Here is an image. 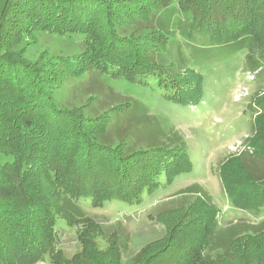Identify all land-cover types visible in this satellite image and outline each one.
Wrapping results in <instances>:
<instances>
[{"label":"trees","instance_id":"1","mask_svg":"<svg viewBox=\"0 0 264 264\" xmlns=\"http://www.w3.org/2000/svg\"><path fill=\"white\" fill-rule=\"evenodd\" d=\"M182 1L178 8L183 10L185 5L191 10L186 37L194 54L196 44L235 47L249 37L264 61V0ZM170 3L165 0L159 8ZM150 6L146 0H0V264H37L46 255L50 264H122L114 242L99 249L92 232L83 226L76 230L81 250L65 257L56 247V220L70 227L80 222L92 226L88 217H82L79 202L83 199L93 209L112 200L138 205L144 194L159 187L161 178L168 185L190 170L185 151L181 145H171L172 139L136 148L125 141L126 135L108 139L103 128L112 127L111 113L108 118L84 117L74 109L58 107L54 88L63 82L62 66L50 69L10 57L1 49L33 27L81 34L85 43L93 33L100 42L102 59H95L99 69L110 68L111 77L153 83L165 92L167 102L196 107L202 91L195 81L170 73L156 61L154 45L144 34L151 31L157 12L148 13ZM198 37L204 42H197ZM217 52L206 53V59L222 54ZM69 61L75 64L70 58L65 62ZM257 104L264 106V99ZM253 123L248 139L252 153L226 159L220 166L227 198L241 210H264V116L254 117ZM188 211L196 214L191 222L178 230L170 225L153 249L128 264H234L222 263L226 258L222 262L200 259L215 228V206L200 196L185 215ZM257 234L264 237V229ZM241 235L231 232L222 243L232 255L244 257L240 264H264V251L255 255L258 259L253 257L254 251H245L239 244Z\"/></svg>","mask_w":264,"mask_h":264},{"label":"rangeland","instance_id":"2","mask_svg":"<svg viewBox=\"0 0 264 264\" xmlns=\"http://www.w3.org/2000/svg\"><path fill=\"white\" fill-rule=\"evenodd\" d=\"M182 2L171 0L170 5L159 8L165 0H146L153 9L148 13L157 12L151 31L144 34L154 45L157 62L170 73L195 81L200 88L202 99L196 107L167 102L165 92L153 83L144 85L119 75L111 77L110 68L99 69L95 59H102L100 42L93 33L85 43L81 34L33 27L27 29L17 42L9 41L1 48L10 57H22L50 69L62 66L60 78L63 82L55 83V103L65 110L74 109L84 117L100 115L108 118L111 113L114 117L112 127L103 128L109 140L126 135L127 143L144 149L146 143H165L172 139L171 145H181L190 161L188 173L177 175L168 185L161 178L159 187L144 194L138 205L112 200L104 203L102 208L93 209L89 200L83 199L79 202L84 212L82 217H88L92 226L80 222L70 227L64 220L57 219L56 247L67 258L81 250L76 230L83 226L92 232L91 239L99 249L114 242L122 264H128L136 255L153 249L170 225L177 229L182 228L183 223L191 222L196 214L188 211L185 215V211L200 196L217 210L210 242H206L207 245L203 242L202 262L210 259L222 262L223 258L227 260L222 263L244 261V257L232 255L228 246L222 243L231 232L242 234L239 244L245 251H254L250 252L253 257L264 251V237L257 234L264 229V210L236 208L227 198L219 177L220 166L226 159L253 151L248 140L253 131V119L264 116V106L257 104L264 99V61L258 57L255 43L249 37L235 47L215 49L196 44L193 46L198 49L194 54L186 37L191 10L185 5L183 10L179 9L178 3ZM102 27L104 25L100 24ZM197 42L204 40L198 37ZM217 50L222 52L219 57L206 59V53L215 54ZM69 58L74 65L65 62ZM187 68L202 76L189 74ZM66 69L74 73L71 75ZM97 225L99 230H94ZM230 256L233 260H229ZM37 264H50L48 256Z\"/></svg>","mask_w":264,"mask_h":264}]
</instances>
